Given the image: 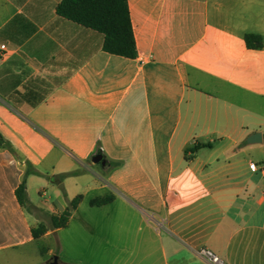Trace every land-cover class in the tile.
<instances>
[{
    "label": "crops",
    "instance_id": "obj_1",
    "mask_svg": "<svg viewBox=\"0 0 264 264\" xmlns=\"http://www.w3.org/2000/svg\"><path fill=\"white\" fill-rule=\"evenodd\" d=\"M59 1L0 0V264H47L41 241L69 224L57 264H210L202 249L264 264V0H126L133 59L58 16ZM48 181L54 200L38 202ZM77 196L65 227H48ZM96 211L110 239L93 234Z\"/></svg>",
    "mask_w": 264,
    "mask_h": 264
},
{
    "label": "trees",
    "instance_id": "obj_2",
    "mask_svg": "<svg viewBox=\"0 0 264 264\" xmlns=\"http://www.w3.org/2000/svg\"><path fill=\"white\" fill-rule=\"evenodd\" d=\"M58 16L68 19L83 27L92 29L102 35V50L108 54L133 59L136 57V47L132 26L130 22L126 0H60L55 7ZM244 40L248 47H259L261 38L255 34H247ZM1 142V137H0ZM200 145H195V151ZM76 172L59 174L51 179H61L75 175ZM24 182L16 189V196L21 198L24 192ZM80 200V196L71 200L66 209L59 216H50L49 222L52 229L65 227L70 213ZM113 200L112 195L95 198L91 205L100 206ZM46 231V227L38 225L32 229V235L38 237Z\"/></svg>",
    "mask_w": 264,
    "mask_h": 264
},
{
    "label": "rangeland",
    "instance_id": "obj_3",
    "mask_svg": "<svg viewBox=\"0 0 264 264\" xmlns=\"http://www.w3.org/2000/svg\"><path fill=\"white\" fill-rule=\"evenodd\" d=\"M50 181L42 184V183H36L33 185L31 194L32 196L39 202L43 198L48 199V201H53L54 200V193L53 189L51 187ZM39 191H45L44 197L40 198ZM100 214L96 211L93 215V234L95 236L104 234L110 235L113 233V226L111 225H102L101 219H100ZM45 223L48 227H50L49 224V219L46 217L45 218ZM160 233L164 234L165 230L160 229ZM71 236H72V226L69 224L67 227L58 230L56 233L51 234L49 237L41 241V244H43L47 249L52 250L53 255L63 261H69L71 258V249H72V244H71ZM101 244V246H98ZM102 242L101 241H90V245L95 246L94 248H102ZM113 241H110L108 243L105 242V248H113ZM28 250V249H27ZM50 260V259H49ZM49 260L47 264H49Z\"/></svg>",
    "mask_w": 264,
    "mask_h": 264
},
{
    "label": "water",
    "instance_id": "obj_4",
    "mask_svg": "<svg viewBox=\"0 0 264 264\" xmlns=\"http://www.w3.org/2000/svg\"><path fill=\"white\" fill-rule=\"evenodd\" d=\"M261 141L262 139H261L260 132H254L246 138V142L250 144H258V143H261ZM91 161L94 164H99L101 168H106L107 166V162L103 158L101 153L94 154V156H92L91 158ZM49 264H57V257L52 256L49 260Z\"/></svg>",
    "mask_w": 264,
    "mask_h": 264
},
{
    "label": "built area",
    "instance_id": "obj_5",
    "mask_svg": "<svg viewBox=\"0 0 264 264\" xmlns=\"http://www.w3.org/2000/svg\"><path fill=\"white\" fill-rule=\"evenodd\" d=\"M4 48H5L4 46H0V50H4ZM198 254L204 259L208 260L210 264H221L219 258L214 254H212V252L209 250L206 249L199 250Z\"/></svg>",
    "mask_w": 264,
    "mask_h": 264
}]
</instances>
